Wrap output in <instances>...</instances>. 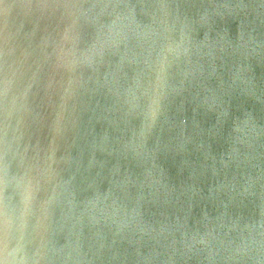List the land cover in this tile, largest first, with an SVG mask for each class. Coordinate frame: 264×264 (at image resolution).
Returning a JSON list of instances; mask_svg holds the SVG:
<instances>
[{"label":"water","instance_id":"obj_1","mask_svg":"<svg viewBox=\"0 0 264 264\" xmlns=\"http://www.w3.org/2000/svg\"><path fill=\"white\" fill-rule=\"evenodd\" d=\"M0 264H264V0H0Z\"/></svg>","mask_w":264,"mask_h":264}]
</instances>
